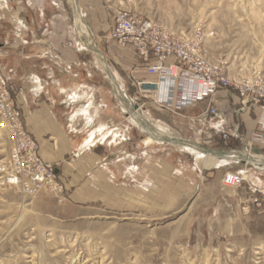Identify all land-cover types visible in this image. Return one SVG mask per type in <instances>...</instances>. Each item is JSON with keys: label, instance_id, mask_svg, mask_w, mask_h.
<instances>
[{"label": "crops", "instance_id": "obj_1", "mask_svg": "<svg viewBox=\"0 0 264 264\" xmlns=\"http://www.w3.org/2000/svg\"><path fill=\"white\" fill-rule=\"evenodd\" d=\"M109 2L0 0V83H11L25 129L43 159L57 166L66 199L114 210L139 201H227L235 193L223 185L229 159L237 154L240 167L250 163L242 147L253 132L248 118L254 107L221 89L214 116L205 102L150 112L149 99L138 98L131 86L155 77L127 66L131 75L123 79L121 54L111 45L130 47L111 39ZM253 111L257 122L259 111ZM222 127L230 139L221 137ZM150 136L153 142L146 143ZM204 156L220 163L207 167ZM208 177L217 192L206 190Z\"/></svg>", "mask_w": 264, "mask_h": 264}, {"label": "rangeland", "instance_id": "obj_2", "mask_svg": "<svg viewBox=\"0 0 264 264\" xmlns=\"http://www.w3.org/2000/svg\"><path fill=\"white\" fill-rule=\"evenodd\" d=\"M112 3L178 31L190 33L199 28L204 34V53L223 62L230 76L259 73L264 77V0H110L109 5ZM111 47L121 54L123 79L129 80L131 75L127 66L144 68L134 50ZM106 62L116 64L112 58ZM3 84L10 89L24 126L12 85ZM136 89L138 98L144 97ZM230 90L244 105L254 107L248 118L253 134L258 128L253 109L259 111V119V106L245 103L236 90ZM148 99L150 112L169 111L157 107L152 97ZM237 106L238 110L241 105ZM252 134L242 147L249 153L250 163L240 167L237 154L229 159V171L241 173L246 180L230 189L235 193L227 201L169 200L163 205L156 200L153 204L139 201L137 206L123 205L120 210L72 205L53 163L57 181L63 185L59 195L41 191L27 196L0 179V264H264V166L254 163L264 160V145L252 142ZM11 146L0 118V163L9 156ZM210 182L208 177L206 190L217 192L219 187Z\"/></svg>", "mask_w": 264, "mask_h": 264}, {"label": "built area", "instance_id": "obj_3", "mask_svg": "<svg viewBox=\"0 0 264 264\" xmlns=\"http://www.w3.org/2000/svg\"><path fill=\"white\" fill-rule=\"evenodd\" d=\"M108 8L114 17L111 37L120 47L132 48L146 73L155 77L154 80L135 82L144 97H152L157 107L173 112L207 102L206 112L214 116L217 110L213 101L218 91L234 89L245 103L259 106L258 128L251 139L264 145L262 75L255 73L243 78L230 76L223 62L213 60L204 53V34L199 28L186 33L119 5L110 4ZM144 83L155 84L157 89H144ZM0 118L12 145L9 156L0 163L1 183L16 187L27 196L41 191L59 195L63 185L57 181L55 167L41 158L38 141L25 130L11 91L3 83H0ZM219 134L224 139L229 137L227 129L223 127ZM245 180L241 173L229 171L224 175L223 184L237 188Z\"/></svg>", "mask_w": 264, "mask_h": 264}, {"label": "bare ground", "instance_id": "obj_4", "mask_svg": "<svg viewBox=\"0 0 264 264\" xmlns=\"http://www.w3.org/2000/svg\"><path fill=\"white\" fill-rule=\"evenodd\" d=\"M142 88H143V86H142ZM136 121V120H135ZM139 123L140 122H142L141 120H137ZM143 123V122H142ZM153 125V124H152ZM156 126V125H155ZM142 128V127H141ZM159 129V128H158ZM160 130V129H159ZM148 131V130H147ZM151 132V131H150ZM154 135L156 134V135H158V136H162V134L159 132V133H153ZM151 142H153V137L152 136H150L147 140H146V143H151ZM190 149H192V147L190 148ZM192 150H194V149H192ZM198 150V149H197ZM204 150V149H203ZM195 152H196V150H194ZM208 153V152H207ZM204 154V153H203ZM209 154V153H208ZM249 155V154H248ZM250 156V155H249ZM246 157V156H245ZM244 159V158H243ZM251 159V158H250ZM256 159V158H255ZM203 161H204V163H205V165L207 166V167H209V166H214V165H218L220 162H219V159L217 158V157H211V156H204L203 157ZM254 163L255 164H257V165H261V166H264V160L263 159H260V160H258V159H256V160H254ZM259 168V167H258ZM246 178V177H245ZM75 257V256H74ZM72 264H74V263H72Z\"/></svg>", "mask_w": 264, "mask_h": 264}, {"label": "water", "instance_id": "obj_5", "mask_svg": "<svg viewBox=\"0 0 264 264\" xmlns=\"http://www.w3.org/2000/svg\"><path fill=\"white\" fill-rule=\"evenodd\" d=\"M143 88L144 89L156 90L157 86L155 84H152V83H144L143 84Z\"/></svg>", "mask_w": 264, "mask_h": 264}]
</instances>
